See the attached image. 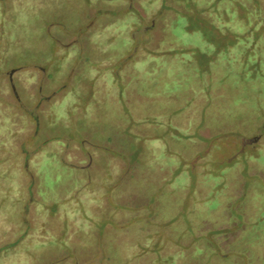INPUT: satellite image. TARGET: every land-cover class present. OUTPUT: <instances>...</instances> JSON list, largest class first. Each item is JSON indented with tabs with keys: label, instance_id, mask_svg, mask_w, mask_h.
<instances>
[{
	"label": "rangeland",
	"instance_id": "374dc122",
	"mask_svg": "<svg viewBox=\"0 0 264 264\" xmlns=\"http://www.w3.org/2000/svg\"><path fill=\"white\" fill-rule=\"evenodd\" d=\"M0 264H264V0H0Z\"/></svg>",
	"mask_w": 264,
	"mask_h": 264
}]
</instances>
